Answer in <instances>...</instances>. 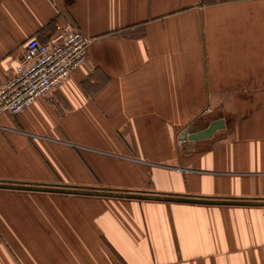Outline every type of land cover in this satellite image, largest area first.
<instances>
[{
	"label": "crops",
	"instance_id": "obj_1",
	"mask_svg": "<svg viewBox=\"0 0 264 264\" xmlns=\"http://www.w3.org/2000/svg\"><path fill=\"white\" fill-rule=\"evenodd\" d=\"M67 22L88 39L85 61L18 114H0V181L264 199V0H0V84L28 38L46 41ZM220 117L212 136L180 138ZM0 192V264L264 257V206ZM39 195L137 207L49 215L29 206Z\"/></svg>",
	"mask_w": 264,
	"mask_h": 264
},
{
	"label": "built area",
	"instance_id": "obj_2",
	"mask_svg": "<svg viewBox=\"0 0 264 264\" xmlns=\"http://www.w3.org/2000/svg\"><path fill=\"white\" fill-rule=\"evenodd\" d=\"M87 45L88 39L71 22L46 41L37 36L28 38L12 71L0 84V114L16 115L37 98L58 88L84 63Z\"/></svg>",
	"mask_w": 264,
	"mask_h": 264
},
{
	"label": "water",
	"instance_id": "obj_3",
	"mask_svg": "<svg viewBox=\"0 0 264 264\" xmlns=\"http://www.w3.org/2000/svg\"><path fill=\"white\" fill-rule=\"evenodd\" d=\"M224 126H225L224 119L222 117L216 118L211 120L205 127L199 130L188 131L187 129H183L180 134V138L189 139V140L208 138L212 136L217 129L223 128ZM0 188L29 190V191L58 192V193H69V194L97 195V196H108V197H119V198L189 202V203L264 206V199L202 198L195 196L155 194V193H146V192H132V191L105 190V189H89V188H80L74 186L48 185V184L26 183V182L22 183V182L0 181Z\"/></svg>",
	"mask_w": 264,
	"mask_h": 264
},
{
	"label": "rangeland",
	"instance_id": "obj_4",
	"mask_svg": "<svg viewBox=\"0 0 264 264\" xmlns=\"http://www.w3.org/2000/svg\"><path fill=\"white\" fill-rule=\"evenodd\" d=\"M100 184V183H99ZM98 184V185H99ZM100 187V186H99ZM4 194L0 192V200L4 198ZM23 196L20 195V198ZM27 202L29 206L35 208H42L45 214L58 213L60 215H76L77 217L90 218V216L101 215V214H135L134 209L137 206H131L128 203H108L101 205L94 199L83 198V197H64L55 195H42V196H28ZM133 207V208H132Z\"/></svg>",
	"mask_w": 264,
	"mask_h": 264
}]
</instances>
